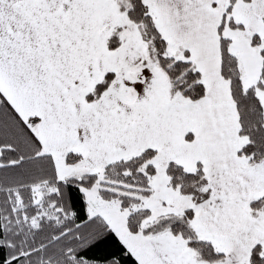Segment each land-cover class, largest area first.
I'll use <instances>...</instances> for the list:
<instances>
[{
    "label": "snow or ice",
    "instance_id": "1",
    "mask_svg": "<svg viewBox=\"0 0 264 264\" xmlns=\"http://www.w3.org/2000/svg\"><path fill=\"white\" fill-rule=\"evenodd\" d=\"M0 264H264V0H0Z\"/></svg>",
    "mask_w": 264,
    "mask_h": 264
}]
</instances>
